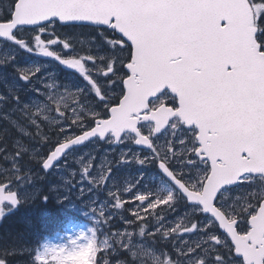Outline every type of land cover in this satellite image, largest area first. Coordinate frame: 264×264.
<instances>
[{
  "label": "snow or ice",
  "instance_id": "1",
  "mask_svg": "<svg viewBox=\"0 0 264 264\" xmlns=\"http://www.w3.org/2000/svg\"><path fill=\"white\" fill-rule=\"evenodd\" d=\"M58 23L92 28L94 47H82L79 34L59 35ZM0 39L45 58L19 65L15 49L0 58L22 82L0 92V109L11 105L4 119L39 144L0 147L11 163L0 165V218L47 199L45 191L65 198L75 187L109 229L99 242L92 229L71 250L33 249L30 264H74L89 247L92 264L121 255L129 259L116 264H264V0H9ZM58 68L74 82L62 81ZM96 141L146 151L123 150L115 164L108 153L99 164L85 153L75 158L79 173L22 192L44 179L31 168L21 174L25 155L48 174ZM118 165H136L137 175L118 181ZM148 172L159 187L145 182ZM241 184L258 190L230 197ZM181 204L190 211L170 221ZM117 218L124 228L111 231Z\"/></svg>",
  "mask_w": 264,
  "mask_h": 264
},
{
  "label": "rangeland",
  "instance_id": "2",
  "mask_svg": "<svg viewBox=\"0 0 264 264\" xmlns=\"http://www.w3.org/2000/svg\"><path fill=\"white\" fill-rule=\"evenodd\" d=\"M7 1L8 0H6V2ZM0 8H3L1 1H0ZM56 28H57L56 29L57 33L61 36H63L65 33H67V31L61 29L60 26H58V25ZM78 38L80 40L85 41V44L82 45V47H94L93 45H89L87 43V41L89 40V37L88 38L78 37ZM13 49H15V55H16L17 63L19 65H27V64H29L33 61H37V60H39L40 62H43L45 59V58H37V57H34V56L27 54L26 52L19 51V49H16L12 43L6 44V43H3L2 41H0V58H2L4 55L8 54ZM82 54H86V53H82ZM56 70L59 72V76H60V79L62 81L66 82V83L74 82L72 80L70 73L62 74L63 71H61L62 72L61 73L59 68ZM0 77H3L2 79H0V92H5L6 86L8 84L13 83L14 81L17 83H22V82L18 81V79L15 77V74H14L11 66H8V65L0 66ZM21 95H23V93H21ZM10 108H11V105H6L4 108L0 109V128L3 124L5 125L4 122L8 121V120L4 119V114L9 113ZM10 115H11V119H17V117H18L17 113H10ZM7 129H10V127ZM27 131L31 132L33 130L29 128V129H27ZM45 131H47V128H45ZM21 135L24 137L22 142L25 145H28L30 148L39 147V144L36 141L30 140L28 136H25L23 134H21ZM165 135H167V134H165ZM188 135H190V133H186V136H188ZM17 139L21 140L20 137L13 139L12 145H11V147H9L10 152H12L14 150L13 144H14V141ZM163 142H164V136H161L160 143H163ZM128 148H131V150L133 152L143 153L144 151H146L145 149H143V148L140 149L138 146L133 145V144L112 145V144H107V143H104L101 141H96L95 145H93L90 148L85 149L86 151L80 150V151L76 152L72 157H70L67 161H64V163H67V165H68L67 168L63 167L64 163H61L60 168H58V169H56V170H54V171H52L46 175H45V172L43 170H41V168L40 169L38 168V166H36L34 164L25 165V162L21 160V164L24 165L23 171L21 173L22 175L24 173H26L29 168H31L33 177H37V176H43L44 177L43 180H40L37 178V179H34L33 183L26 184L23 187L22 192L25 194H28V193H31L37 187H42V188L46 187L47 188L49 185H51L53 183H59L60 177H62V176L67 177L69 170H76L77 173H79V167L80 166L75 162V158H78V157L84 155L85 153L95 155V157H96L95 163L96 164L100 163V159H101V157H103L102 155H105L106 153H108V154H110L109 158H112V160L115 164V161L117 159L118 154L121 151L126 150ZM45 151H46V149H45ZM100 154H101V156H100ZM84 158H85V160H87L88 157L84 156ZM0 161H2V160H0ZM5 163H7V165L3 166L4 168H11V163H9V161H5ZM137 172H138V168L136 165H118V166L113 167V176L120 182H123L126 179L134 178L137 175ZM47 177H49L50 179H48ZM79 180H80V176H79V174H77L75 181H74V184H76V182H78ZM43 181H45V182H43ZM145 182L149 183L152 187H159L160 186L158 180L153 182L151 172L146 173ZM84 186H87V185H84ZM12 190L16 191L17 190L16 186H13ZM257 190L258 189L256 187H249L247 184H244V186L242 185L239 187H234L231 190V192L229 193V195L232 198H235L237 196L243 198L247 195L248 192L257 191ZM64 191H67V189H65ZM52 194L55 195V197L57 199V203L62 204L63 208L67 209L70 217L68 219L65 231H63L61 233H56V234H54V236L45 238L43 240V242L41 243L42 244L41 249H43V247L45 245H49V246L56 245V246H64L65 248L71 250L75 247H78L79 245L86 244L87 243L86 237L91 235L92 229L97 228V226H96L97 221H96V218L92 214L91 207L89 206L88 200H86V199L81 200L76 193L75 187H74L73 191L71 192V195L68 197H65V198H61L60 194L58 192H55V191H53ZM100 198H101V200H103L104 196L101 195ZM125 199L127 200L128 198L125 197ZM36 200H37V198L33 199V200L30 199L29 201L23 203L20 207H18L16 209H24V210L27 208H28V210L33 209L36 205ZM126 206L131 207V205H126ZM14 210L9 211V213H11ZM188 211H190V210L187 207H185L183 204H181L176 208V210L174 212H172V214H174L173 216H171L170 214L168 215V219L170 221L175 220L177 217L182 216L185 212H188ZM124 215L127 216V213H124ZM200 219H203V218L200 217ZM3 220H4V217L0 218V225H1ZM122 228H124V225L120 222V220L118 218L111 220V231H116V230H119ZM106 229H107V231H105L103 235H101L100 233L97 232L98 234H100L99 235L100 239H98V240H101L105 236L109 235V229L108 228H106ZM199 238H200L199 235H185L184 236V239L189 240V241H195V240H198ZM139 239H140L139 237H136L137 241H139ZM161 243H163V242H161ZM164 251H170V248L164 247ZM90 256H91V247H89V249L87 251H85L82 256L76 257L74 259V264H92V260L90 259ZM0 257L7 259L6 255H4V254L1 255V253H0ZM109 259L111 261H113V264H116L117 261L128 260L129 257L127 255H121V256H116V257L110 256Z\"/></svg>",
  "mask_w": 264,
  "mask_h": 264
},
{
  "label": "trees",
  "instance_id": "3",
  "mask_svg": "<svg viewBox=\"0 0 264 264\" xmlns=\"http://www.w3.org/2000/svg\"><path fill=\"white\" fill-rule=\"evenodd\" d=\"M0 1L3 8L9 2V0L7 2L6 0ZM58 26H60L59 23ZM60 28L67 31L70 35L79 34L78 37L81 38H88V34L94 31L90 27L73 28L60 26ZM59 70L60 72L63 71L62 69ZM4 123L5 125L3 124L0 128V137H2L0 139V147H8V150L12 145L13 139H16V137L23 139L24 137L8 121ZM9 127L10 129H7ZM22 161L25 162V165L34 164L40 169V166L30 161L27 155L23 157ZM0 165L6 166L7 163L2 160ZM44 195L47 199L38 197L33 209H16L4 217L0 225V253L1 255H6L7 264H30L29 253L33 249L39 251L45 238L65 231L70 217L67 209L63 208L62 204L57 203V199L52 192L45 191ZM96 226L98 233H101V230H103V234L107 231L102 224ZM98 233L97 240L100 239V234Z\"/></svg>",
  "mask_w": 264,
  "mask_h": 264
},
{
  "label": "flooded vegetation",
  "instance_id": "4",
  "mask_svg": "<svg viewBox=\"0 0 264 264\" xmlns=\"http://www.w3.org/2000/svg\"><path fill=\"white\" fill-rule=\"evenodd\" d=\"M31 29L29 28V31H30ZM23 34V33H22ZM3 43H6V44H11V42H9V41H2ZM19 51H23V50H19ZM24 52V51H23ZM65 72L63 71V73L62 74H64ZM70 134H71V132H70ZM76 134H79V133H76ZM95 143L96 142H94V143H86L85 145H82V146H80V147H77V149L75 150V152L73 153V155L76 153V152H78V151H80V150H83V151H86L85 149H87V148H90V147H92L93 145H95ZM72 155V156H73ZM61 163H64V161H62ZM244 186V184H241V186ZM233 189V188H232ZM170 215L171 216H173L174 214H172V213H170ZM242 227H246V225H243Z\"/></svg>",
  "mask_w": 264,
  "mask_h": 264
},
{
  "label": "bare ground",
  "instance_id": "5",
  "mask_svg": "<svg viewBox=\"0 0 264 264\" xmlns=\"http://www.w3.org/2000/svg\"><path fill=\"white\" fill-rule=\"evenodd\" d=\"M16 138H18V137H16ZM21 140H22V139H21ZM26 140H27V139H26ZM30 140H31V139H30ZM35 146H36V145H35ZM35 146H34V147H35ZM101 148H102V147H101ZM99 149H100V148H99ZM8 150H9V149H8ZM96 151H97V150H96ZM9 152H10V150H9ZM97 153H98V152H97ZM105 153H106V152H105ZM100 156H101V154H100ZM100 156H99V157H100ZM102 156H104V155H102ZM109 157H110V156H109ZM72 159H73V158H72ZM110 159H112V158H110ZM73 160H74V159H73ZM41 170H42V169H41ZM39 173H40V172H39ZM42 174H43V173H42ZM42 174H41V175H42ZM45 175H46V174H45ZM45 178H46V177H45ZM47 178L50 179L49 177H47ZM43 182H45V181H43ZM167 248H168V247H167Z\"/></svg>",
  "mask_w": 264,
  "mask_h": 264
},
{
  "label": "water",
  "instance_id": "6",
  "mask_svg": "<svg viewBox=\"0 0 264 264\" xmlns=\"http://www.w3.org/2000/svg\"><path fill=\"white\" fill-rule=\"evenodd\" d=\"M223 23V22H222ZM79 147V146H78ZM138 147H140V148H144L143 146H138ZM145 149V148H144Z\"/></svg>",
  "mask_w": 264,
  "mask_h": 264
}]
</instances>
